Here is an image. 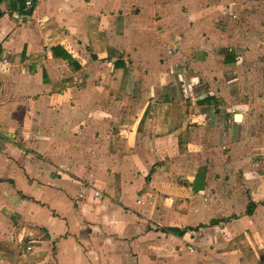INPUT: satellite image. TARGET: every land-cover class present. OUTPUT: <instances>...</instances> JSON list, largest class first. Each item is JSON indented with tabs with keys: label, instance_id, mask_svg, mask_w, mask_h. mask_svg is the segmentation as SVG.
<instances>
[{
	"label": "crops",
	"instance_id": "1",
	"mask_svg": "<svg viewBox=\"0 0 264 264\" xmlns=\"http://www.w3.org/2000/svg\"><path fill=\"white\" fill-rule=\"evenodd\" d=\"M225 4L0 2V264H264V109L190 57Z\"/></svg>",
	"mask_w": 264,
	"mask_h": 264
},
{
	"label": "rangeland",
	"instance_id": "2",
	"mask_svg": "<svg viewBox=\"0 0 264 264\" xmlns=\"http://www.w3.org/2000/svg\"><path fill=\"white\" fill-rule=\"evenodd\" d=\"M250 3L252 5L247 6L246 1L238 3L235 15V9L231 7L233 0H226V17L222 21L224 32L218 34L217 44L212 43L214 51L196 52L190 56L208 65L218 66L223 63L225 54L234 55V62L229 66L207 68L213 84L203 86L204 90L223 93V103L230 116L234 111L247 110L248 113L264 109V10L258 0H249ZM241 28H245V31H241ZM189 86L191 89L194 87ZM181 87L185 91L184 84ZM256 124L261 128L264 118H258ZM258 128L255 127L254 133L262 137V131L256 132Z\"/></svg>",
	"mask_w": 264,
	"mask_h": 264
},
{
	"label": "built area",
	"instance_id": "3",
	"mask_svg": "<svg viewBox=\"0 0 264 264\" xmlns=\"http://www.w3.org/2000/svg\"><path fill=\"white\" fill-rule=\"evenodd\" d=\"M25 5H26L27 7H31V6L33 5V0H25ZM6 62H7V57H6V56L2 53V51L0 50V65L4 64V63H6ZM99 193H100V191H99V190H96L95 195L98 196ZM148 195L150 196L151 194H148ZM139 201H141V197H139ZM26 248H27V249H30L31 246L28 245Z\"/></svg>",
	"mask_w": 264,
	"mask_h": 264
},
{
	"label": "trees",
	"instance_id": "4",
	"mask_svg": "<svg viewBox=\"0 0 264 264\" xmlns=\"http://www.w3.org/2000/svg\"><path fill=\"white\" fill-rule=\"evenodd\" d=\"M2 0H0V2H1ZM18 2H19V4H20V7H23L24 5H25V0H18ZM36 2V0H33V5L32 6H34V3ZM31 6V7H32ZM30 9H32V8H30ZM171 230L172 231H174V232H181V230L180 229H178V228H171Z\"/></svg>",
	"mask_w": 264,
	"mask_h": 264
},
{
	"label": "water",
	"instance_id": "5",
	"mask_svg": "<svg viewBox=\"0 0 264 264\" xmlns=\"http://www.w3.org/2000/svg\"><path fill=\"white\" fill-rule=\"evenodd\" d=\"M234 118L239 120L241 118V114L240 113H235Z\"/></svg>",
	"mask_w": 264,
	"mask_h": 264
}]
</instances>
